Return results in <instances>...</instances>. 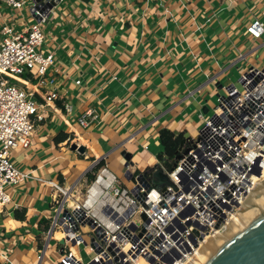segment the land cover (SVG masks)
I'll return each mask as SVG.
<instances>
[{
  "label": "crops",
  "instance_id": "0c3cea01",
  "mask_svg": "<svg viewBox=\"0 0 264 264\" xmlns=\"http://www.w3.org/2000/svg\"><path fill=\"white\" fill-rule=\"evenodd\" d=\"M6 13L13 15L0 9V23L12 22ZM256 19L264 21V0H63L51 9L43 50L55 55L48 73L55 84L46 90L56 98L46 105L36 94L45 118L30 147L12 153L29 178L9 189L12 201L0 213V264L50 260L48 251L39 260L53 206L48 181L81 190L100 163L122 179L123 152L132 155V171L147 173L164 152L162 129L197 136L212 94L264 66V36L247 34ZM24 82L36 86L29 74L20 87ZM88 110L97 118L83 127L79 119ZM51 242L62 249L60 240Z\"/></svg>",
  "mask_w": 264,
  "mask_h": 264
},
{
  "label": "built area",
  "instance_id": "2783aa9c",
  "mask_svg": "<svg viewBox=\"0 0 264 264\" xmlns=\"http://www.w3.org/2000/svg\"><path fill=\"white\" fill-rule=\"evenodd\" d=\"M12 10L26 6L34 22L20 29L15 21L0 23V213L11 203L9 189L24 183L29 175L12 161L13 151L28 149L37 123L44 120L37 99L46 105L55 92L46 90L55 80L54 53H46L43 25L49 11L35 0H0ZM14 14V13H13ZM15 17V16H13ZM252 39L264 36V21L254 20L247 28ZM29 74L36 80L32 89L19 79ZM241 92L236 84L219 94V105L192 138L189 154L169 175L172 185L157 187L151 175L125 168L122 179L101 168L85 194L77 186L66 187L48 181L53 189L51 223L45 245L65 241L59 264H85L82 245L95 252L87 264H189L210 238L223 232L264 177V66L253 67L241 77ZM14 81V82H13ZM77 85L81 82L77 81ZM72 113V107L66 106ZM94 111L79 119L83 127ZM259 161V163H258ZM258 166L261 177L253 174ZM173 167V166H172ZM128 172L134 179L128 178ZM145 216V217H144ZM89 226L90 234L82 232ZM57 234L61 237L57 238ZM81 251V250H80Z\"/></svg>",
  "mask_w": 264,
  "mask_h": 264
},
{
  "label": "water",
  "instance_id": "95a60500",
  "mask_svg": "<svg viewBox=\"0 0 264 264\" xmlns=\"http://www.w3.org/2000/svg\"><path fill=\"white\" fill-rule=\"evenodd\" d=\"M35 1L42 4L45 9L51 10L63 0ZM79 1L85 4H89L91 2V0ZM231 81L232 84L242 82L241 78L237 79L235 77H233ZM222 88L223 86H220V89ZM204 113L208 114L209 109H204ZM197 139L201 140V136L199 135ZM192 142V138L182 140L180 145V154L176 157L173 167L170 170L171 172L176 169L178 162L189 154L191 148L188 147V145ZM71 148L74 151H78V153L82 155L86 152L85 147L78 146L77 144H73ZM122 156L126 161L125 168L133 166L131 163V154L123 152ZM258 163L253 170V174L261 177V168L258 166ZM150 171L152 172L151 182L153 185L157 187L164 184L172 185L169 175L165 172L160 162L155 167L150 169ZM144 175L149 176V172L144 173ZM128 178L134 179L130 172H128ZM260 179H262L261 184H259V186H257L251 194L254 195V197L256 196L260 198L261 201L259 202L254 197H251L250 200H248L251 196L250 194L248 199L245 201L247 203H244L240 211L236 214L238 216L244 215L247 217L241 218V220L234 226L232 219L227 228L218 235L221 236L227 233L231 227L233 231L222 239L214 241L216 239L215 236L210 238L202 249L207 246H210V248L212 247V249L198 264H264V177H261ZM59 244L63 246L65 241H60ZM196 258L197 256L189 264H192Z\"/></svg>",
  "mask_w": 264,
  "mask_h": 264
},
{
  "label": "rangeland",
  "instance_id": "374dc122",
  "mask_svg": "<svg viewBox=\"0 0 264 264\" xmlns=\"http://www.w3.org/2000/svg\"><path fill=\"white\" fill-rule=\"evenodd\" d=\"M29 7L26 6L22 10V12H20L18 10H12L11 8L7 7L5 4L0 3V9H5L6 8V9H8L10 11L11 14H13V12H14L13 15H10V14L6 13L7 16H10L9 20H14L18 24H22V26H24L25 24H27L26 22H28L29 19L31 18V15H30V12H29ZM13 16H15V17H13ZM243 74H245V73H243ZM228 82H229V84L226 85V87H228V86H230L232 84L231 78H230V80ZM16 84L20 86L19 83H16ZM235 84H236V87L241 92H244L245 91V89L241 85V83L236 82ZM223 93H225V91ZM209 105L211 107V109H210L211 111L208 114H204L205 119L206 118H209V117H212V115L214 113L213 110L219 105L218 96H217L216 93H213L212 94V97H211V99L209 101ZM197 136H195L193 138H196ZM139 173H144V172H139ZM96 174H94V175H96ZM118 178H120V177L118 176ZM91 183L92 182L88 181V184H91ZM85 192H86V189L84 187L83 190H82V194H85ZM82 232L85 233V234H90L91 233V228L89 226L82 227ZM50 245L51 246H50V248L48 250V253L49 254L51 253V254H50V260H48L47 264H59L60 261L63 259V254L60 251H57L54 248H52L53 246L56 245L55 242H51ZM78 250H79V253H80V257L82 258V261L85 264L89 263L95 257V252L92 251V250H90V248L89 247H86L85 245H82L80 247V249H78Z\"/></svg>",
  "mask_w": 264,
  "mask_h": 264
},
{
  "label": "trees",
  "instance_id": "16d2710c",
  "mask_svg": "<svg viewBox=\"0 0 264 264\" xmlns=\"http://www.w3.org/2000/svg\"><path fill=\"white\" fill-rule=\"evenodd\" d=\"M25 78L27 79V77ZM183 139H185L183 134H178L169 129H162L159 132V142L163 146L164 152L159 154L158 158L168 170H171L176 157L180 154V145ZM102 166L103 163L97 165L95 169L96 171L94 172H97V170H99ZM148 172L149 175H152L150 169ZM88 179L90 182H93L95 180V175H88ZM15 216L23 218V216H21L18 212H16Z\"/></svg>",
  "mask_w": 264,
  "mask_h": 264
},
{
  "label": "bare ground",
  "instance_id": "6f19581e",
  "mask_svg": "<svg viewBox=\"0 0 264 264\" xmlns=\"http://www.w3.org/2000/svg\"><path fill=\"white\" fill-rule=\"evenodd\" d=\"M28 86L31 87V88L36 89V88H35L33 85H31L30 83L28 84ZM261 181H262V179H259V182H257V185L255 186V189H256L257 186H259V184H261ZM255 189H254V190H255ZM252 192H253V191H252ZM252 192H251V193H252ZM251 197H254V195L251 194V196L249 197L248 200H250ZM254 198L257 199L259 202L261 201V199L258 198V197H256V196H255ZM245 203H247V202H245ZM243 205H244V204H243ZM249 210H250V209H249ZM244 217H247V216H244V215H242V216H238V215H236V216L233 218V220H232L233 226L236 225V224L241 220V218H244ZM232 231H233V229H232V227H231V229H230L227 233H225V234H223V235H221V236L217 234V235L215 236L216 239H215L214 241H217V240L222 239L223 237L229 235ZM57 236L59 237L60 235L57 234ZM60 237H61V236H60ZM211 249H212V247L210 248V246H207V247L203 248V249L198 253L197 258L194 260V262H193L192 264H198L200 261H202L203 258H204V257L210 252Z\"/></svg>",
  "mask_w": 264,
  "mask_h": 264
}]
</instances>
